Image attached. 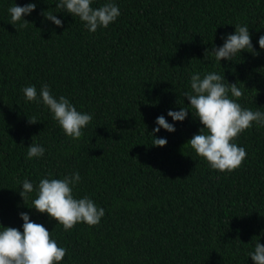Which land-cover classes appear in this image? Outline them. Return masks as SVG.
I'll use <instances>...</instances> for the list:
<instances>
[{"label":"trees","instance_id":"trees-1","mask_svg":"<svg viewBox=\"0 0 264 264\" xmlns=\"http://www.w3.org/2000/svg\"><path fill=\"white\" fill-rule=\"evenodd\" d=\"M32 2L27 27L16 28L13 0H0V224L22 231L19 213L29 212L66 248L61 264H254L247 252L256 237L264 244V128L236 137L247 155L231 172L210 169L186 144L203 127L190 110L174 132L155 133L165 146L151 145L150 132L158 115L173 123L167 110L189 103L183 92L193 71L224 74L242 89L243 107L264 111V0H115L120 16L95 33L58 12L55 0ZM46 10L63 25L46 21ZM237 22L248 25L255 52L204 61ZM43 83L93 114L78 140L45 106L25 103L22 87ZM32 142L45 147L42 158H25ZM72 171L81 175L74 195L91 197L105 215L64 231L29 208L34 192L24 203L17 178L35 185Z\"/></svg>","mask_w":264,"mask_h":264},{"label":"clouds","instance_id":"clouds-1","mask_svg":"<svg viewBox=\"0 0 264 264\" xmlns=\"http://www.w3.org/2000/svg\"><path fill=\"white\" fill-rule=\"evenodd\" d=\"M93 0H55V8L78 17L83 22V28L95 33L98 28H107L120 16V8L115 0H104L98 7H93ZM37 7L29 0L23 5L16 0L7 8L10 23L16 28L27 27L29 21L25 16L30 15ZM52 11H42L46 21L55 26H62L63 20ZM231 24V23H230ZM234 32L223 33L222 43H213L211 50H204V61L214 60L221 65L223 60H233L242 51L255 52L249 27L246 23H235ZM259 48L264 50V34L258 37ZM189 90L183 92L189 103L178 110L168 109L167 116L172 118L170 123L165 115L155 118L152 129L151 145L165 146L166 137H157L161 128L174 132L175 123L183 122L189 114L198 118L203 127L192 135L187 145L197 156L203 157L208 167L219 172H231L238 168L246 158V149L236 143V137L253 126L264 128V111L257 107L255 110L243 107L238 98L242 96V89L237 83H230L225 75L217 71H193L189 75ZM21 92L25 103H36L45 106L52 119L61 128L64 135L72 140H78L84 134V129L92 121L93 114L79 111L65 95H55L47 83L37 89L35 84L22 87ZM30 123L38 120L29 117ZM26 159L42 158L45 147L32 142L27 147ZM81 180L79 171H72L62 178H55L51 173L41 177L37 183L28 178H17L19 195L24 203L31 198V207L39 213H46L49 219H55L68 231L79 222L89 226L96 225L105 215V209L85 195L77 197L74 189ZM23 223L20 228L0 224V264H61L66 255V248L58 246L57 240L50 236L49 230L42 224L30 219L29 212H20ZM54 231V230H53ZM51 231V233L53 232ZM254 238V237H253ZM253 247L247 256L254 264H264V244L256 237Z\"/></svg>","mask_w":264,"mask_h":264}]
</instances>
